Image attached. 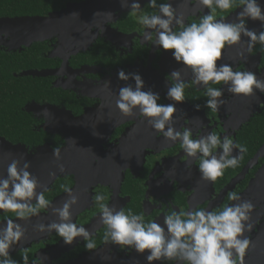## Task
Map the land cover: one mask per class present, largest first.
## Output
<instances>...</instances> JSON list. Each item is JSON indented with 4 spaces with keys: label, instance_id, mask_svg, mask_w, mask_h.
<instances>
[{
    "label": "flooded vegetation",
    "instance_id": "1",
    "mask_svg": "<svg viewBox=\"0 0 264 264\" xmlns=\"http://www.w3.org/2000/svg\"><path fill=\"white\" fill-rule=\"evenodd\" d=\"M164 2L167 0H157L158 4ZM259 2L264 6V0ZM147 3L141 5L142 9L149 14L154 13L155 10L148 8ZM171 3L177 15L183 13L186 23L198 21L201 15L209 11H202L201 6L193 4L191 0H171ZM129 11L130 9L119 11L118 16L109 22L107 29H82L77 36L57 35L20 49L0 46V51H6L7 54L24 55L27 66L25 64V67L14 71L8 57L6 72H11L19 80L17 85L25 87L24 93L28 92V98L19 96V93L5 96L10 102L18 101L20 104L9 120L0 123V167L8 161L3 153L4 145L12 149L19 147L15 149L21 151L26 149L30 153H36L40 147L47 145L61 148L67 145L66 132L69 131L71 135L75 133L79 138L96 144L94 161L103 162L98 166L104 171V183L95 184L92 180L88 182L91 186L77 194L79 204L72 209L73 222L85 226L93 233L97 244L95 250H86L82 238L67 245L55 232H40L31 225L37 220L38 224L50 223L52 220L45 217L47 213L53 216L50 211H42L39 217H32L28 221L17 220L10 214V218L17 220L25 229V238L11 250L13 259L20 261L21 250L28 249L30 259L36 254L42 255L45 257L44 264H147L144 255L104 242L105 226L93 201L97 192L106 195L105 202L109 206L117 210H131L136 214L143 213L146 220H156L163 226L164 215L172 208L177 211H212L225 204L236 203L228 201V194L235 192L238 185L256 168L255 177L264 165L263 141L257 151L263 153L259 163L250 168L238 183L233 185V181L240 178L257 152L247 160L241 171L230 174L236 168H229L225 170L224 177L211 184L201 179L197 162L184 156L179 142L173 143L163 138L138 111L132 116L121 114L116 107L119 89L128 84L134 87L135 81L120 80V70L127 74H140L145 83L144 91L158 93V103L161 104L174 103L166 96L170 87V82L166 79L168 74L181 69L186 81L190 82L193 78L190 70L182 68L174 60L171 50L158 49L151 42L142 40L143 29L129 15ZM239 11V6L225 13L218 11L217 19L234 22ZM247 26L257 33L264 31V26L259 21L249 20ZM247 39L242 37L239 45L226 47L222 62L231 65L234 71H252L258 78L264 79V55L260 54V45L257 43L250 55L247 51ZM217 63L219 65L220 61ZM29 71H54V74H26ZM0 78L5 79L4 75ZM105 81H110V86H106ZM213 87L224 89L221 97L224 103L219 111L212 113L203 107L207 97L202 86L199 90L188 88L185 90L187 100L176 104L174 127L177 130L190 128L194 139L214 131L221 137L229 136L234 144H238L239 133L246 128L251 141L252 137H264V131L253 134L254 125L251 124L258 118L256 125L264 126V93L257 90L253 96L244 97L229 93L223 84ZM196 104L202 106L201 110H196ZM239 154V150L234 149L233 155ZM245 154L243 153L239 163L243 161ZM227 176L229 179L218 188L217 182ZM73 178L72 188L77 184L74 175ZM57 180L58 178L48 188L45 196L59 207L63 202L57 200L67 195L61 188H53ZM250 182L241 186L236 193L241 196ZM225 190L227 193L222 198ZM54 218L56 219L55 216ZM3 219L0 216V220ZM262 221L264 218L258 223L255 233L259 232ZM254 232L249 235L251 245L245 257L252 255L258 242ZM163 264L175 262L164 261Z\"/></svg>",
    "mask_w": 264,
    "mask_h": 264
},
{
    "label": "clouds",
    "instance_id": "2",
    "mask_svg": "<svg viewBox=\"0 0 264 264\" xmlns=\"http://www.w3.org/2000/svg\"><path fill=\"white\" fill-rule=\"evenodd\" d=\"M208 9L207 14L198 21L186 23L183 13L177 15L171 0L157 3L148 0L147 7L155 12L144 11L138 0L129 5V15L134 17L143 29L142 40L151 42L158 49L171 50L174 60L191 71V81H186L181 69L173 70L166 79L170 82L167 99L174 103H158L160 96L151 90L144 91L145 83L138 73L118 72L122 81L134 80L135 86L128 84L119 89L116 107L124 116L135 115L136 111L147 120L148 124L163 138L179 142L185 157L196 161L202 180L215 182L224 175L225 170L236 168L243 158L246 147L234 144L225 135L216 132L193 138V131L174 127L176 104L185 102V90H199L202 86L207 99L203 107L212 113L219 111L224 101V89L213 87L223 84L233 95L251 97L257 92L264 93V79L258 78L252 71L233 70L229 64L222 62L226 47H233L247 37V51L251 55L256 44L260 45V54L264 55V31L257 33L247 26V22L259 21L264 26V6L259 0H191ZM239 6L240 11L234 22L217 19L219 13H225ZM151 30V31H149ZM243 56V53H241ZM218 61H220L218 65ZM110 86V81H105ZM201 105L196 104L197 111ZM234 149L239 155H233ZM222 150V151H221ZM54 157L59 159L60 149H54ZM30 162L22 165L13 159L8 165L7 176L0 177V264H44V256L35 255L30 259L29 250H21V260L13 259L11 250L25 238V229L17 220L28 221L39 217L41 212H51L56 217L47 225L41 223L35 227L40 232H55L67 245H72L77 238H82L84 248L96 249L94 235L83 225L73 222L72 209L79 202L72 186L61 184L67 198L57 207L46 198L48 188L41 185L38 178L30 171ZM61 171L63 167L61 166ZM103 192H97L94 205L99 210L102 224L105 226L103 240L105 243L120 246L121 249L134 250L146 257L147 264L170 261L175 264H245V255L251 240L245 232L252 230L250 223L254 205L243 200L236 192H230L228 201L238 203L208 211L206 209L184 210L172 208L164 215L163 226L156 220H146L143 213L136 214L123 208L117 210L109 206ZM10 214L17 220L10 218Z\"/></svg>",
    "mask_w": 264,
    "mask_h": 264
},
{
    "label": "water",
    "instance_id": "3",
    "mask_svg": "<svg viewBox=\"0 0 264 264\" xmlns=\"http://www.w3.org/2000/svg\"><path fill=\"white\" fill-rule=\"evenodd\" d=\"M132 2L133 0H83L69 2L61 10L50 12L44 16L0 17V46L8 45L10 48L20 49L24 46H31L37 41L52 39L57 35L68 36L70 34L77 36L82 29H107L109 22H112L118 16L117 13L119 11L123 12L130 9L125 7L124 4L130 5ZM138 2L143 5L148 0H138ZM26 74L48 76L54 74V71H29ZM66 137L67 145L59 148V159L54 157L55 148L49 145L40 147L36 153L27 152L26 149L23 151L15 149L19 147H14V149L6 148L4 145V157L8 161L0 167V177L7 176L8 165L13 159H16L20 161L21 165L25 161L30 162L29 171L38 178L41 185L47 188H50L57 178L65 175L75 176L77 184L73 190L76 195L88 190L91 186L88 182L91 180L95 184L104 183L102 176L104 171L101 166H98L103 162L95 163L94 161L93 151L96 148V144L91 140L89 142L87 139L85 141L79 138L75 133L71 135L69 131L66 132ZM262 148H264V145ZM262 155L261 151L255 154L240 178L233 181V185L245 177L250 168L259 163ZM61 166L63 171H61ZM211 184L213 183L211 182ZM226 193L227 190L223 191L222 198ZM241 197L243 200L251 201L254 205L250 220V222L252 221V230L245 232V236L249 238V235L254 232L260 220L264 218V165ZM65 198L67 196L57 200V202H63ZM53 203L55 204V202ZM45 217L52 221L55 220L54 216L48 213ZM28 224L30 225V223ZM37 224L38 220L31 223L34 226ZM254 235L258 242L253 248L252 255L248 256L249 258L245 257V264H264V221L259 226V232H254Z\"/></svg>",
    "mask_w": 264,
    "mask_h": 264
},
{
    "label": "trees",
    "instance_id": "4",
    "mask_svg": "<svg viewBox=\"0 0 264 264\" xmlns=\"http://www.w3.org/2000/svg\"><path fill=\"white\" fill-rule=\"evenodd\" d=\"M83 0H0V17H15V16H25V15H48L50 12L59 11L62 8L66 7L69 2H79ZM10 58V61L13 65L14 71H18L21 67H25L24 55L23 54H7L6 51H0V76L4 75L5 79L0 78V123L9 120L11 116L16 113V109L20 103L10 102L5 98L7 94L10 93H19V96H23L28 98V92L24 93L25 87L21 88L18 84L19 80L12 76L11 72H6V59ZM29 60H32L29 58ZM27 66V64H26ZM254 119L251 124L254 125L253 134H257V132H263L264 127L262 124L256 125V120ZM249 128V127H248ZM243 129L240 131V139L238 144L246 147L247 151L245 152V156L243 161L239 163V166L236 167L235 171L230 173L234 174L236 172L241 171L243 166L246 164L247 160L253 157V155L258 151L259 147L262 145L264 141V137L258 139V136L255 138L252 137V141L249 137V131ZM247 155V157H246ZM246 159V160H245ZM262 162V160L260 161ZM231 170V168H230ZM256 168L253 172L249 173L248 176L243 180L241 184L238 185L237 192L240 187L246 185L253 179ZM226 173H224L223 177ZM229 179L224 178L217 182V187H222L225 182ZM71 180H74L73 175H65L59 177L56 183L54 184V189L61 188V184L68 183L72 185ZM241 187V188H242Z\"/></svg>",
    "mask_w": 264,
    "mask_h": 264
},
{
    "label": "bare ground",
    "instance_id": "5",
    "mask_svg": "<svg viewBox=\"0 0 264 264\" xmlns=\"http://www.w3.org/2000/svg\"><path fill=\"white\" fill-rule=\"evenodd\" d=\"M99 120H100V119H99ZM105 127H106V126H105ZM97 128H98V127H97ZM257 209H258V208H257ZM257 218H258V217H257ZM253 221H255V220H253ZM251 222H252V221H251ZM251 222H250V223H251ZM33 226H34V225H33ZM256 235H257V234H256ZM254 236H255V235H254ZM255 237H256V236H255Z\"/></svg>",
    "mask_w": 264,
    "mask_h": 264
}]
</instances>
